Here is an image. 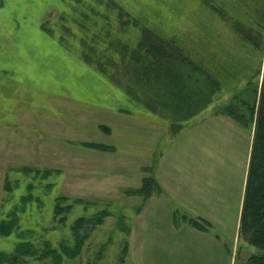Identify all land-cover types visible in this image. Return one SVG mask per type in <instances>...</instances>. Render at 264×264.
I'll list each match as a JSON object with an SVG mask.
<instances>
[{"label": "rangeland", "instance_id": "374dc122", "mask_svg": "<svg viewBox=\"0 0 264 264\" xmlns=\"http://www.w3.org/2000/svg\"><path fill=\"white\" fill-rule=\"evenodd\" d=\"M114 1L131 14L177 35L189 33L195 24L197 44L204 45L215 62L247 71L241 86L237 84L240 89L256 69L259 51L248 55L246 45L237 42L227 21L244 27L254 24L263 36L264 0H211L215 11L206 9L199 0ZM69 8L68 0H0V221L18 203L13 188L20 184V189H25L27 179L34 174L26 168L49 170L51 173L43 182H50L52 189L42 196L44 206L34 202L23 212L16 211L20 228L37 230L48 226L58 195L72 204L66 230L78 216L108 210V215L100 216L99 224L87 225V240L71 264H135L129 259L130 251L159 252L161 255L154 259L157 264H200L203 257L195 238L201 233L191 231L192 227L185 223L183 216L191 214L185 210L186 205L162 186L163 193L153 188L139 211L143 196L129 190L135 189L130 188L137 186L138 177L146 172L145 166L152 168L154 175L156 161L164 147L172 145L173 137L194 123L207 122L209 110L215 108L209 105L172 136L168 119L128 100L93 67L84 64L76 42L69 41L67 47V43L59 41L58 30L54 34L45 30L47 23L53 27L58 16ZM210 57H204L205 61ZM202 124L194 131H185L186 139L191 141L193 137L201 143L210 139L212 132H219L218 137L222 138L217 125L212 123L213 129ZM101 125L110 131H103ZM160 135L156 143L149 139ZM86 142L109 145L108 149H113L112 145L114 150L86 146ZM151 143L153 148L147 154ZM217 146L216 141L212 145L211 140L209 147L206 143L209 152L215 153ZM174 147L167 155H172L170 150ZM5 184L11 191L4 190ZM199 213L218 218L215 212ZM203 222L210 233L221 236L226 243L234 241L235 220L231 217L223 222L211 219L210 225ZM25 236L0 235V250L11 251ZM185 238H194L193 255L188 253L186 258L177 260L163 255L173 249L179 251L178 239ZM125 245L124 256L121 252ZM242 247L249 255L259 253L255 247L237 241L233 264L244 263L238 259ZM29 264L50 262L31 260Z\"/></svg>", "mask_w": 264, "mask_h": 264}, {"label": "trees", "instance_id": "16d2710c", "mask_svg": "<svg viewBox=\"0 0 264 264\" xmlns=\"http://www.w3.org/2000/svg\"><path fill=\"white\" fill-rule=\"evenodd\" d=\"M68 1L69 11L60 14L53 27L47 23L48 27L44 29L53 34L58 30L59 41L67 43V47L69 41L76 42L84 64L93 67L122 91L128 100L168 119L172 136L209 105L215 108V113L229 116L245 127L253 124L237 236L240 243L259 251L254 253L251 248L253 253L241 262L264 264V61L261 60L264 56V35L255 30L254 24L244 27L238 22L227 21L237 42L246 45L248 55L259 51L256 69L240 89L237 84L241 86L247 71L235 67L233 70L231 66L225 67L215 62L205 46L197 44L194 35L198 27L195 24L189 33L177 35L131 14L114 0ZM199 1L206 9L215 11L211 0ZM205 44L208 42L205 41ZM204 57L211 60L205 61ZM101 128L108 129L103 125ZM84 144L104 150L109 148L99 143ZM26 170L34 174L27 179L25 189H20V184L13 188L12 194L18 203L13 205L7 218L1 219L0 235L14 233L27 237L20 238L9 252L0 250V264H29L31 260L41 262L44 259L49 260L50 264L70 263L82 252L88 237L87 225L90 222L99 224L100 216L108 215V210L78 216L66 230L72 204L65 202L66 197L58 195L48 226H41L37 230L32 227L20 228L16 211L23 212L34 202L36 206H44L42 196L52 189L50 182H43L51 173L49 170ZM153 188L159 190L154 177L147 176L138 188L129 190V193H139L146 201L154 192ZM8 189L9 186L5 184L4 190ZM187 221L197 230L208 229L201 219L187 218ZM48 233L51 236H45ZM126 248L127 245L122 248L124 256ZM119 262L123 260L120 258Z\"/></svg>", "mask_w": 264, "mask_h": 264}, {"label": "crops", "instance_id": "0c3cea01", "mask_svg": "<svg viewBox=\"0 0 264 264\" xmlns=\"http://www.w3.org/2000/svg\"><path fill=\"white\" fill-rule=\"evenodd\" d=\"M209 114L211 116L207 122L203 124L194 123L188 129L179 132L177 137H173V140L170 142L172 145L169 148V145L165 146L163 153L160 155L158 161H156L158 163L154 175L152 172L154 170L152 168L147 169L145 166V176H139L136 183L137 186L133 185L130 189L138 188L144 177H154L159 186L160 193H163V187L165 186L172 192L180 204L186 205L184 207L185 210L191 214H188L189 217L185 215V223L190 227L192 226L187 221V218H198L208 222L209 225L211 224L209 223L211 219L221 222L229 217L234 219V241L232 240L228 243L221 236H216L208 230L201 231L195 230L194 227L190 228L191 231H199L201 233L195 238V242L199 244V255L203 257L200 264H233L235 243L239 241L237 233L249 165L253 124L245 127L229 116L215 113L214 110H209ZM212 123L219 127L217 130H222V138L218 137L219 132H212L211 138L207 140L208 147L211 140L212 145L215 141L218 143V148L216 149L218 154L216 152H209V149L206 148L207 141L205 140L198 143L196 138L191 137V141L186 139L185 131L191 129L194 131L201 124L204 127L209 126L214 129ZM150 128L152 129V127ZM107 130V132L110 131L109 129ZM201 136H206V133ZM161 137L162 135L149 139L151 142L156 143L160 141ZM180 137H182L181 141H179ZM173 145L175 147L170 150L172 155H167L168 150ZM111 147L113 149H105V151H113L114 146L111 145ZM152 148L153 144L151 143L147 154L151 153ZM146 201L142 203L139 211ZM199 212H215L218 218L207 217ZM178 245L179 251L173 249L174 252H164L163 255L174 256L176 260L186 258L188 253L189 255H193L194 238L178 239ZM160 255L159 252L147 251L136 253L135 251H130L129 259L135 264H157L154 259H158Z\"/></svg>", "mask_w": 264, "mask_h": 264}, {"label": "water", "instance_id": "95a60500", "mask_svg": "<svg viewBox=\"0 0 264 264\" xmlns=\"http://www.w3.org/2000/svg\"><path fill=\"white\" fill-rule=\"evenodd\" d=\"M238 255L240 261H245L249 256V252L244 247H242Z\"/></svg>", "mask_w": 264, "mask_h": 264}]
</instances>
